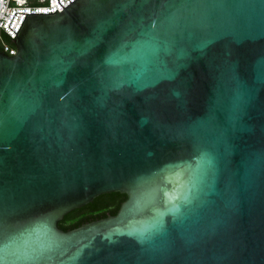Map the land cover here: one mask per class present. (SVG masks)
I'll list each match as a JSON object with an SVG mask.
<instances>
[{"label":"water","instance_id":"1","mask_svg":"<svg viewBox=\"0 0 264 264\" xmlns=\"http://www.w3.org/2000/svg\"><path fill=\"white\" fill-rule=\"evenodd\" d=\"M14 42L0 264H264V0H74Z\"/></svg>","mask_w":264,"mask_h":264},{"label":"built area","instance_id":"2","mask_svg":"<svg viewBox=\"0 0 264 264\" xmlns=\"http://www.w3.org/2000/svg\"><path fill=\"white\" fill-rule=\"evenodd\" d=\"M73 1L74 0H0V50L9 55H15L18 52L14 40L17 38V33L27 13H54L57 9L61 12ZM5 35L12 40H7Z\"/></svg>","mask_w":264,"mask_h":264},{"label":"trees","instance_id":"3","mask_svg":"<svg viewBox=\"0 0 264 264\" xmlns=\"http://www.w3.org/2000/svg\"><path fill=\"white\" fill-rule=\"evenodd\" d=\"M5 36L10 41L9 37ZM126 197V194L120 192L100 195L91 203L66 214L58 225L61 229L68 231L84 223L99 220L109 215H115Z\"/></svg>","mask_w":264,"mask_h":264}]
</instances>
